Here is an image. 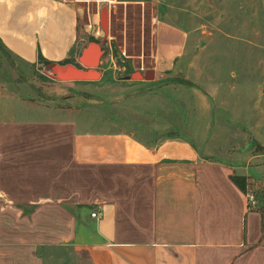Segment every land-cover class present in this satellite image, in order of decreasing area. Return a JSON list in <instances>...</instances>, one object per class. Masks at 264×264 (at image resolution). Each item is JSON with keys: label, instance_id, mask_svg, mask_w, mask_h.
<instances>
[{"label": "crops", "instance_id": "obj_1", "mask_svg": "<svg viewBox=\"0 0 264 264\" xmlns=\"http://www.w3.org/2000/svg\"><path fill=\"white\" fill-rule=\"evenodd\" d=\"M79 23L74 0H0V40L23 71L40 60L75 66ZM155 30L152 76L174 69L188 42L160 17ZM10 113H0V195L16 206L0 207V264H49L46 246L72 247L89 264H264L261 213L226 163L181 138L142 141Z\"/></svg>", "mask_w": 264, "mask_h": 264}, {"label": "rangeland", "instance_id": "obj_2", "mask_svg": "<svg viewBox=\"0 0 264 264\" xmlns=\"http://www.w3.org/2000/svg\"><path fill=\"white\" fill-rule=\"evenodd\" d=\"M74 1L80 40L71 60L87 69L80 56L96 42L102 77L64 80L57 63L41 60L23 71L0 40V113L40 112L47 119H74L90 132H125L142 141L181 138L202 158L230 166L246 184L250 210L263 209L264 0ZM105 9L108 34L99 21ZM157 17L188 33L185 52L171 71L127 78L154 67ZM11 206L0 195V207ZM42 249L49 264L55 254L64 264H89L72 247Z\"/></svg>", "mask_w": 264, "mask_h": 264}, {"label": "water", "instance_id": "obj_3", "mask_svg": "<svg viewBox=\"0 0 264 264\" xmlns=\"http://www.w3.org/2000/svg\"><path fill=\"white\" fill-rule=\"evenodd\" d=\"M100 23L105 33L108 34V12L107 10H103L100 15ZM103 51L101 47L96 42H90L83 50L80 56V62L84 68H79L74 65H55V72L59 74L60 77L64 80H90V79H99L101 77V73L96 69L99 67L100 59L102 57ZM137 76H144V78H151L152 71L147 70L143 74L141 72H135L130 77L132 79H137Z\"/></svg>", "mask_w": 264, "mask_h": 264}, {"label": "trees", "instance_id": "obj_4", "mask_svg": "<svg viewBox=\"0 0 264 264\" xmlns=\"http://www.w3.org/2000/svg\"><path fill=\"white\" fill-rule=\"evenodd\" d=\"M231 179L239 187V189L243 193H246V184H245L244 180L241 177L231 176ZM257 211L261 213V217H262V227L264 229V208L263 209H259Z\"/></svg>", "mask_w": 264, "mask_h": 264}, {"label": "built area", "instance_id": "obj_5", "mask_svg": "<svg viewBox=\"0 0 264 264\" xmlns=\"http://www.w3.org/2000/svg\"><path fill=\"white\" fill-rule=\"evenodd\" d=\"M99 21H100V19H99ZM91 216H92V217H99L97 211L92 212V213H91Z\"/></svg>", "mask_w": 264, "mask_h": 264}]
</instances>
